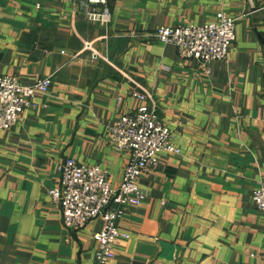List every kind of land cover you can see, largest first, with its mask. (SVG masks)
<instances>
[{
    "label": "crops",
    "instance_id": "1",
    "mask_svg": "<svg viewBox=\"0 0 264 264\" xmlns=\"http://www.w3.org/2000/svg\"><path fill=\"white\" fill-rule=\"evenodd\" d=\"M0 0V73L50 77L10 128L0 127V264H95L102 219L63 223L48 194L67 157L99 164L113 186L127 153L107 141L146 90L176 154L139 176L146 197L126 206L105 264H264V0ZM236 17L224 59L202 65L154 37L160 25Z\"/></svg>",
    "mask_w": 264,
    "mask_h": 264
},
{
    "label": "built area",
    "instance_id": "2",
    "mask_svg": "<svg viewBox=\"0 0 264 264\" xmlns=\"http://www.w3.org/2000/svg\"><path fill=\"white\" fill-rule=\"evenodd\" d=\"M105 0H84L86 18L107 22V7L96 8ZM236 17L221 14L200 25H160L154 37L162 43L173 44L180 55L198 60L202 65L213 59H224L235 40ZM51 84L50 77L23 83L16 76L0 73V127L8 129L15 124L21 112L34 103L36 94L45 92ZM138 105L118 116L108 126L107 141L116 149L127 153L121 179L113 186L107 171L99 164L78 162L67 157L58 164L59 182L48 188L50 198L62 209L63 223L80 228L90 220L100 217L102 225L94 234L95 264H105L114 255V245L130 236L120 227L126 206L139 204L146 192L139 184V176L155 166L162 152L176 154L180 149L172 142L169 127L157 113V104L146 90L135 92ZM262 123L264 124V108ZM252 198L257 209L264 210V177L253 188Z\"/></svg>",
    "mask_w": 264,
    "mask_h": 264
},
{
    "label": "rangeland",
    "instance_id": "3",
    "mask_svg": "<svg viewBox=\"0 0 264 264\" xmlns=\"http://www.w3.org/2000/svg\"><path fill=\"white\" fill-rule=\"evenodd\" d=\"M235 37H236V36H235ZM263 177H264V176H263ZM263 177H262V178H263ZM258 183H259V181L257 182V184H258ZM257 184H256V185H257ZM255 187H256V186H255ZM255 187H254V188H255Z\"/></svg>",
    "mask_w": 264,
    "mask_h": 264
}]
</instances>
